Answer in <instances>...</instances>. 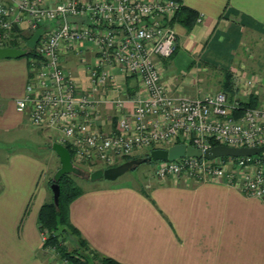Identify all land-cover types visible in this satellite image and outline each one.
I'll return each mask as SVG.
<instances>
[{"label":"built area","instance_id":"built-area-1","mask_svg":"<svg viewBox=\"0 0 264 264\" xmlns=\"http://www.w3.org/2000/svg\"><path fill=\"white\" fill-rule=\"evenodd\" d=\"M182 5L0 0V48L23 43L25 49L41 29L34 47L26 48L27 80L15 108L30 125L59 132L55 141L69 148L74 164L111 167L141 150L179 142L201 151L215 145L262 148L250 156L158 161L153 176L224 183L264 204V79L236 75L231 94L202 97L171 93L161 80L160 61L176 49L172 23ZM250 98L255 106L240 104ZM48 235L41 231L43 243Z\"/></svg>","mask_w":264,"mask_h":264},{"label":"crops","instance_id":"crops-1","mask_svg":"<svg viewBox=\"0 0 264 264\" xmlns=\"http://www.w3.org/2000/svg\"><path fill=\"white\" fill-rule=\"evenodd\" d=\"M182 4L197 19L190 29L172 23L176 49L160 61L161 80L171 93L200 97L199 84L215 74L222 88L225 75L230 86L236 75L263 78L258 61L264 59V0ZM2 66L1 133L26 121L15 100L27 80V73L6 72ZM48 169L31 153L0 154V264H51L38 222L42 204L52 196ZM105 182L84 189L68 205L70 224L98 254L119 264H264V204L259 199L224 183L183 177Z\"/></svg>","mask_w":264,"mask_h":264},{"label":"rangeland","instance_id":"rangeland-1","mask_svg":"<svg viewBox=\"0 0 264 264\" xmlns=\"http://www.w3.org/2000/svg\"><path fill=\"white\" fill-rule=\"evenodd\" d=\"M262 42H264V40H261L260 44H262ZM263 54L264 52L262 53V56L264 58ZM258 62L260 64L262 63L264 66V59H263V62H261L260 59ZM0 63H2L3 65L2 70H5L6 72L9 71L10 73H17L19 71L21 72L23 71L27 73V56L26 55L21 56L19 58L0 59ZM259 71L260 70L256 72H259ZM262 71L263 73L260 72V74H263L262 76L264 78V69H262ZM215 75H216L215 79L213 78L209 80L203 79V82L199 84L198 88L201 89L200 97H202L203 94H211L217 91H223L224 88L217 85V74ZM59 135L60 133L56 132L55 130H50L49 132L47 130L37 129L36 127L30 125L26 120L17 129L9 130L3 133L0 132V154L12 153V152H24L27 154H30V153L34 154L37 157L41 158L43 164H48L49 166L48 172H50L49 175L52 177L53 173L59 167V162H58L57 156L51 150L49 145H50V142L52 143L54 140V139H51L52 136H59ZM145 150H148V149H144V150L137 152L139 153L138 155H142L145 152ZM124 161L125 159L120 160L118 164ZM73 165L81 171V174L79 176H71V179L74 182L77 190L83 191L84 189L93 187L95 185H98L99 183H108V182H105L108 180H105L102 178L94 180V181L88 180V176L92 171L96 169H100V168H105L104 165L96 164V163L95 164L93 163L74 164L73 163ZM153 169H154V164L142 163L136 166L134 169L128 170L121 176L117 177L115 180L120 182V181H126V180L134 178L136 181H141L142 179L146 177L152 176ZM50 198H52V196ZM64 244H66L65 246L68 247V249H71L72 245L76 246L75 240L70 236L68 237V240ZM81 255L83 256L85 254L81 251ZM50 259H51V264H55V263L59 264V262H63V260L58 256V254L57 253L55 254V252L50 253ZM83 264H93V262L92 261L90 262V259H89V261L87 260Z\"/></svg>","mask_w":264,"mask_h":264},{"label":"trees","instance_id":"trees-1","mask_svg":"<svg viewBox=\"0 0 264 264\" xmlns=\"http://www.w3.org/2000/svg\"><path fill=\"white\" fill-rule=\"evenodd\" d=\"M196 19V12L182 5L174 16L173 21H177L186 29H190L195 24ZM23 46V43H20L19 45H10V48L21 49ZM224 79V91L231 94L232 90L230 89L231 82L229 76L225 75ZM240 104L243 106H255L257 102L256 99L250 98L248 102H240ZM212 144L215 145V143ZM49 146L51 148V143ZM153 148H167V146H157ZM150 149L145 150L142 155H133L125 158V161L132 158L145 157L148 155ZM68 151L70 153V150ZM148 163L155 165L156 162L150 161ZM71 176L74 175H63L58 181L59 196L57 205L53 203L51 198L50 201L43 203L39 210V226L41 229H45L49 233L48 238L44 243V248H52L55 254L57 253L62 260L67 262V264H83L87 260L89 261V259L90 262H93V264H119L116 261L102 256L90 249L85 241L80 237L77 230L70 224L68 219L69 202L81 192L77 190ZM49 184H51V179L49 180ZM69 236L75 240L76 245H72L71 249H68V247L65 246L66 244H64L68 240ZM81 251L85 255L82 256Z\"/></svg>","mask_w":264,"mask_h":264},{"label":"water","instance_id":"water-1","mask_svg":"<svg viewBox=\"0 0 264 264\" xmlns=\"http://www.w3.org/2000/svg\"><path fill=\"white\" fill-rule=\"evenodd\" d=\"M40 32L41 29H37L33 32L30 38L25 42V49L0 48V59H11L24 56L27 52L26 48L31 49L34 47L36 41L38 40ZM51 150L55 153L59 162V167L53 173L51 177V184L49 185L53 203L57 205L59 196L58 181L60 180V178L63 175L79 176L81 174V171L73 165L70 153L66 147L57 143L56 141H53L51 143ZM261 150L262 148H236L224 145H215L207 150L201 151L200 149L192 145L179 142L170 145L167 148L150 149L148 155L145 157L132 158L115 166L96 169L89 174L88 180L94 181L102 178L108 181H113L128 170L134 169L139 164L148 163L150 161H174L184 156L212 160L221 157L250 156L259 153Z\"/></svg>","mask_w":264,"mask_h":264}]
</instances>
